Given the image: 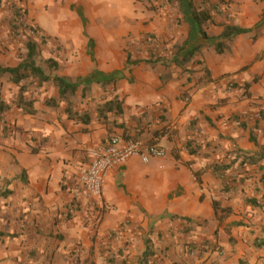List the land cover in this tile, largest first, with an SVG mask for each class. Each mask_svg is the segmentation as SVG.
I'll use <instances>...</instances> for the list:
<instances>
[{
    "label": "crops",
    "instance_id": "0c3cea01",
    "mask_svg": "<svg viewBox=\"0 0 264 264\" xmlns=\"http://www.w3.org/2000/svg\"><path fill=\"white\" fill-rule=\"evenodd\" d=\"M226 1L233 24L253 31L229 42L224 53L201 36L192 9L184 4L179 27L170 28L164 11L144 32L165 48L168 60L174 42L184 48L182 54L200 47L197 60L186 67L171 61L129 64L121 45L114 44L118 52L108 54L93 79L97 67L88 60L89 42L76 43L59 59L69 65L61 76L80 84L75 96L61 101L59 88L44 86L26 93L25 99L33 100L32 113L9 112L8 135H0V264H111L104 252L111 231L126 223L125 232L134 227L137 237L138 227L177 226L170 219L178 217L198 221L190 233L195 238L217 240L222 251L213 258L221 264H240L244 258L256 264L264 246L244 233L248 225L243 221L248 216L260 220L264 206L251 205L242 180L229 184L228 176L244 178L238 169L243 158L257 153L261 160L241 168L242 173L245 168L264 171V0ZM140 31L133 41L145 34ZM207 31L217 37L223 27L208 24ZM114 97L124 103V113L98 118L97 103ZM69 104L74 112L89 113L90 120L71 119ZM162 127L171 133L158 144L166 149L165 157L147 164L132 158L113 169L95 204L75 197L73 178L89 164V148H101L112 136L137 137L140 131L139 139L149 143ZM190 143L201 147L197 155L189 153ZM218 163L232 164L224 179L214 168ZM143 237L148 243L150 236ZM134 249L131 255L137 254Z\"/></svg>",
    "mask_w": 264,
    "mask_h": 264
},
{
    "label": "rangeland",
    "instance_id": "374dc122",
    "mask_svg": "<svg viewBox=\"0 0 264 264\" xmlns=\"http://www.w3.org/2000/svg\"><path fill=\"white\" fill-rule=\"evenodd\" d=\"M185 4L188 9H191L189 0H186ZM16 9L20 11V15L15 14ZM164 11L171 18L170 28L183 24V19L180 18L181 9H178L176 3L172 4L167 0H3L0 6V64L5 67H16L26 62L27 45L30 41L36 40L38 41L36 64L51 77L61 76L69 71L68 63L59 60L61 57L65 58V49L70 45L88 43L90 39H93V47L89 42L91 55L88 60L97 67L92 72L94 75L90 76L96 79L99 77L98 67L101 62L107 60L109 53L114 55L118 52V47H114V44L116 46L120 44L127 57L131 53L137 59H145L146 56L142 53L145 52L147 46L143 45L142 50L131 51L134 49L133 46L137 47V40L148 35L144 30L154 22V17ZM139 30L145 34L133 41V34ZM158 49L161 55H166L167 51L164 47L162 49V45H159ZM114 57L116 56H113V59ZM171 59L165 60L164 63L168 64ZM50 61L55 65H51ZM21 85L25 86L24 97L27 92H37L44 86L46 90L55 89L57 91L58 89L55 81L40 84L39 79L35 77ZM20 88V85L12 81L10 75H5L0 81L3 99L12 106L0 122V135L2 136L7 137L8 135L6 124L10 116L9 112L15 108L31 111V105L18 107ZM74 94H69L64 100L70 101L75 96ZM186 98L189 99L188 102L185 101ZM74 99L77 101L76 97ZM75 100L74 104L73 102L70 104L77 105L78 102ZM184 101L186 104L190 103V96H185ZM139 141L145 140L139 139ZM241 174L245 175L244 178L238 174L229 175V184L242 180L241 183L243 182L248 190V193L246 192L248 202L255 205L254 201H258L264 206V171L259 168L255 172L249 170ZM2 195L3 191L0 187V197ZM170 220H176L174 222L177 226L168 228L163 226L158 230H155L156 226L151 224L148 228L138 227L136 230L141 234L137 237L133 233L134 227H130L125 232L126 225L122 229L124 235L121 240L119 238L122 232L120 235L114 234L108 238V248L104 250L107 254L106 260H113L111 264H221L213 258L214 252L222 251L217 240L201 237L197 239L190 235L198 221L186 223L184 217ZM244 220L243 222L248 225V230L244 233L253 239L256 237V243L261 239L260 245L264 246V217L256 222L253 221L254 216H248ZM166 231L168 235L165 234ZM143 235L150 236L148 243ZM116 241L120 244L123 242L122 247H117ZM3 245L4 241L0 238V246ZM133 249L136 255H131ZM262 249V255L254 258L256 264H264V247ZM130 259L132 262L127 263ZM252 259L244 258L240 264H248Z\"/></svg>",
    "mask_w": 264,
    "mask_h": 264
},
{
    "label": "trees",
    "instance_id": "16d2710c",
    "mask_svg": "<svg viewBox=\"0 0 264 264\" xmlns=\"http://www.w3.org/2000/svg\"><path fill=\"white\" fill-rule=\"evenodd\" d=\"M171 2L172 4H177L178 9L183 10V6L186 2V0H167ZM3 0H0V6L2 5ZM190 7L192 9L193 17L196 21L197 28L201 36L207 40H214V47L217 53L222 54L226 51L228 47V43L232 42L236 37L242 34H247L251 33L253 30L248 29V28H243L238 25L233 24L230 16V12L228 11V1L226 0H220L217 2H211V0H200L198 3H194L193 0H189ZM20 11L18 9L15 10V14H19ZM222 15L223 19L220 20L217 16ZM208 24H216L220 25L223 27L222 33L217 36V37H211L208 34L207 27ZM262 26V23L257 25V28ZM91 47H93L94 41L93 39L89 40ZM89 44V45H90ZM137 47L133 46V52L134 50H142V46H147V49L145 52L147 53H142L145 57V59H137L134 55L128 54L127 57V62L129 64H134L138 63L139 61H144L148 63L152 62H166L167 60V55L165 54L161 55L160 51L158 50L159 44L156 43L154 36L152 35H146L143 39L137 40L136 42ZM135 44V45H136ZM172 48V53H171V62H174L177 66L181 67H186L189 63L192 61L197 60L199 54H200V47H195L194 49L182 54V51L184 48L174 42ZM28 47V56L26 62L16 66V67H5L0 64V78L3 75H10L12 78V81L16 83L17 85H20V93H19V99L17 101L18 107L23 108L21 106H32L33 101L30 100L28 101L25 99L24 94H25V86L26 83L23 84V82H26L27 80L31 78H37L39 79V83H45L51 80V77L46 74L44 69L36 64V56H37V49H38V41L33 40L30 41L27 45ZM134 51V52H135ZM50 64L55 65L52 61H50ZM228 75H224L223 77H226ZM55 82L57 83V86L59 88V93H60V100H64L68 97L69 94H74L80 84L77 82H72L71 80L67 79L66 77L63 76H56L54 78ZM258 78L256 77L253 81L247 83L245 85V88H249L252 86L253 82H257ZM106 81L104 82V84ZM233 83V82H232ZM231 84V83H229ZM232 88H237L238 85L236 83L231 84ZM191 98V97H190ZM124 103L118 99L117 97L107 99L101 102L97 103V116L98 118H107L109 115L113 114L115 115H122L124 113ZM12 108V106L7 103L2 96L1 90H0V122L2 120L3 115L9 111ZM33 111L31 110L30 113ZM67 114L71 119H77L81 118L84 121L90 120V115L89 113L87 114H79L77 112H74L72 110L71 105L69 104L67 107ZM140 124V122H139ZM143 132L140 131L136 136H127L125 137L126 140H139V137L141 136ZM171 133L169 131L168 127H162L160 129H157L153 132V137L151 139V142L148 144L150 145H158L160 141L167 137L170 136ZM253 140L256 141V139L253 137ZM188 151L191 155H197L199 152V149L201 148L198 145L192 146V143H190L189 146H187ZM261 153H264V148ZM258 153L255 155H250L249 157H244L242 163L239 166V171L240 173L242 172L241 168L246 167L247 165L252 166L258 163L261 158H258ZM215 170L216 173H218V176L220 178L224 179L225 173H227V170H230L232 168V164H216L215 165ZM263 169V168H261ZM245 172L247 171V168H245ZM255 204H257L258 201H254ZM216 204V203H215ZM216 206V211L218 213V210H220L219 205ZM186 223L191 222V219L189 218H184ZM127 224L123 223L121 227L118 230H113L111 231V235H120V233L123 231L122 229L126 226ZM109 263H113V260L108 261Z\"/></svg>",
    "mask_w": 264,
    "mask_h": 264
},
{
    "label": "built area",
    "instance_id": "2783aa9c",
    "mask_svg": "<svg viewBox=\"0 0 264 264\" xmlns=\"http://www.w3.org/2000/svg\"><path fill=\"white\" fill-rule=\"evenodd\" d=\"M185 101L188 102L189 99L186 98ZM88 154L89 164L73 178L74 194L77 199L85 197L95 204L103 197L107 178L113 169L122 166L132 158H138L147 164L154 158L165 157L167 151L160 145L112 136L101 148H89ZM74 210L71 204L69 212L73 213Z\"/></svg>",
    "mask_w": 264,
    "mask_h": 264
}]
</instances>
